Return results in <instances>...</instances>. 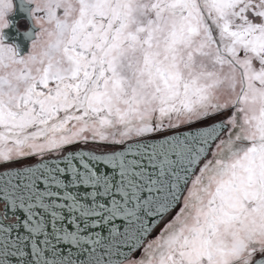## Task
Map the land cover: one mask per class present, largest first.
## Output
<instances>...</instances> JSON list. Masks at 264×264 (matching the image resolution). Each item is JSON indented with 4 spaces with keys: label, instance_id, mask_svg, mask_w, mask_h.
Returning a JSON list of instances; mask_svg holds the SVG:
<instances>
[{
    "label": "snow or ice",
    "instance_id": "obj_1",
    "mask_svg": "<svg viewBox=\"0 0 264 264\" xmlns=\"http://www.w3.org/2000/svg\"><path fill=\"white\" fill-rule=\"evenodd\" d=\"M18 10L41 30L21 55L0 0V264H264V0Z\"/></svg>",
    "mask_w": 264,
    "mask_h": 264
},
{
    "label": "flooded vegetation",
    "instance_id": "obj_2",
    "mask_svg": "<svg viewBox=\"0 0 264 264\" xmlns=\"http://www.w3.org/2000/svg\"><path fill=\"white\" fill-rule=\"evenodd\" d=\"M24 2V0H14V3L16 4V6H17V12H15V13H17V15H18V17H17V19H16V21H15V29H16V31L17 32H27L28 30H34L36 33H39L40 32V30H41V25L39 24V23H37L34 19H30L29 18V16H28V14H27V12L25 11V12H20L18 9H19V6L21 5V3H23ZM14 15V14H13ZM13 15H11V16H9L8 17V19L10 20V18L13 16ZM16 15V16H17ZM11 21V20H10ZM13 36H11V38H12V40L14 39V41H17L16 43L14 42V41H12V40H7L6 41V43H8V44H12V45H16V46H19L18 44H19V42H18V37L17 36H15L14 34H12ZM10 36V35H9ZM31 40H29L28 41V43H27V47H26V49L24 50V51H22L20 54L21 55H26L27 54V52L30 50V48H31ZM19 48V47H18ZM230 114V113H229ZM228 114V115H229ZM228 115H226L225 117H222V118H217V120H224V119H226V117L228 116ZM213 147H214V145H213ZM154 235H155V233H154Z\"/></svg>",
    "mask_w": 264,
    "mask_h": 264
},
{
    "label": "water",
    "instance_id": "obj_3",
    "mask_svg": "<svg viewBox=\"0 0 264 264\" xmlns=\"http://www.w3.org/2000/svg\"><path fill=\"white\" fill-rule=\"evenodd\" d=\"M17 13H14V15L10 18L12 24H11V27L9 29L5 30V33L7 34V40H12V38H11V36H13L12 34H14L15 36L18 37V42H19V44H18L19 46L18 47H19V51L21 53L22 51H24L26 49L27 43L30 40V39L26 38L25 33L29 32L31 30H28L27 32H17L16 31V29H15V21H16V19L18 17ZM12 41H14V39ZM14 42L16 43L17 41H14ZM217 121H223V120H217Z\"/></svg>",
    "mask_w": 264,
    "mask_h": 264
},
{
    "label": "rangeland",
    "instance_id": "obj_4",
    "mask_svg": "<svg viewBox=\"0 0 264 264\" xmlns=\"http://www.w3.org/2000/svg\"><path fill=\"white\" fill-rule=\"evenodd\" d=\"M228 114H229V112H225V113H223V115H221V116H219V117H217V118L225 117V116L228 115Z\"/></svg>",
    "mask_w": 264,
    "mask_h": 264
}]
</instances>
